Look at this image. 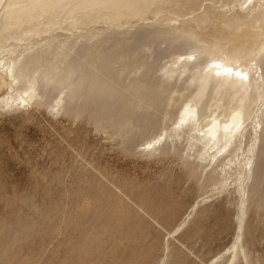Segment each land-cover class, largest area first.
Instances as JSON below:
<instances>
[{
  "label": "bare ground",
  "instance_id": "6f19581e",
  "mask_svg": "<svg viewBox=\"0 0 264 264\" xmlns=\"http://www.w3.org/2000/svg\"><path fill=\"white\" fill-rule=\"evenodd\" d=\"M2 2L0 0V51L2 53L4 50L8 51V54L1 58L0 64L7 76H11L8 77L9 80L11 79V83L8 81L10 83L8 84L12 85L10 86L12 88L0 98V108H6V106L18 108L22 103L36 104L46 106L50 110H62L75 117L87 111L93 118L91 121L94 120V125L97 127L113 128L116 133L122 131L119 132V134L122 133L121 135H117L121 136L119 140L127 151L132 150V146L135 147L134 144L141 138L144 141L149 139L144 144L146 148L141 149L143 152L148 151L154 143L148 151L149 154L154 152L178 154L177 156L184 159L187 175L190 177L197 176L200 179L208 166L211 168L204 174L207 182L213 180L215 182L219 179V175L224 173L225 177L222 176L221 182L227 184L231 179L232 192L239 195H237L239 199L235 202L237 205L236 236L230 248L228 263L237 264L242 256L248 264H255L246 251L242 237L246 213L250 206L247 202L258 197L256 207H264L262 180L264 173V0H4ZM35 35L40 36L34 39ZM22 37L26 45L18 47L16 42L21 41ZM11 40H13L12 43ZM3 84L0 80V88L4 86ZM178 103L179 106L174 111L173 108ZM171 117L175 118L174 126H171L173 123L168 124ZM196 130L198 133L192 134V131L197 132ZM186 131L189 135L185 134V136L189 138L186 137L185 140L187 139L190 143L194 139V142L189 144L188 150L194 149L192 145L198 147L194 149L195 152L193 150L194 153L186 150L188 152L184 154L183 149L180 150L177 146V138L180 135L182 138L185 137L183 133ZM156 133L159 135L155 136ZM161 141L162 144H160ZM133 150L130 152L135 151ZM191 156L195 158L192 161ZM159 201L161 200L157 203H160ZM167 204L169 205V201ZM149 205H146L147 208L150 207ZM195 207L196 205L192 209L195 210ZM166 210L168 212L170 209ZM69 211L71 209L64 213L66 218ZM106 211L110 212V209ZM119 212L120 210L117 216L120 215ZM61 213L59 212L60 217L63 215ZM135 216L133 214L132 219ZM69 217L71 219V216ZM97 217H99L98 214H92L89 220ZM187 217L175 231L180 230L186 223ZM126 219L129 220L127 217ZM74 220L76 221L77 218L75 217ZM48 221L49 219L47 223ZM44 223L45 221L43 225ZM0 224L2 227V222ZM100 224L104 226L106 222ZM89 228L87 227L88 233L90 229H93ZM110 229L105 231V234ZM1 230L0 237L3 233ZM84 230L81 235L87 233V230L86 232ZM15 233L18 232L14 231ZM145 234L147 235L146 232ZM106 235L108 240V236L112 238L113 233H111L112 236L110 232ZM118 236L116 238H119ZM142 236L144 238V234ZM82 237L88 239L85 234ZM51 238L53 240V237ZM68 240H70L69 236ZM58 241H53V244ZM63 241L67 244L66 240L63 239ZM139 242V244L143 243ZM24 244L30 246L31 243ZM95 245L98 244L95 242ZM32 247L35 248L33 245ZM136 247L133 250L137 249ZM132 248L128 250L129 253ZM38 249L41 250L40 247ZM10 250L8 252L6 249L3 252L0 249V264H23L24 262L19 259L20 249L15 252ZM82 250L79 252L83 253ZM103 250L102 247L100 251L103 252ZM133 250V253L136 252ZM79 252L78 255H82ZM122 252L120 249V253ZM37 253L34 254L40 256V253ZM67 253L69 257L70 252L67 251ZM85 255L82 256L87 258ZM130 255L131 253L128 256ZM116 256L126 264L120 255V257ZM22 257L24 258V255ZM93 258L90 260L89 257L90 262ZM28 260L32 259L28 258ZM36 261H38L37 258ZM78 261L82 263V260ZM27 262L29 264V261Z\"/></svg>",
  "mask_w": 264,
  "mask_h": 264
},
{
  "label": "rangeland",
  "instance_id": "374dc122",
  "mask_svg": "<svg viewBox=\"0 0 264 264\" xmlns=\"http://www.w3.org/2000/svg\"><path fill=\"white\" fill-rule=\"evenodd\" d=\"M2 1L4 2V0ZM38 36L40 35H35L34 39L39 38ZM23 38H20L21 41L16 42V45H19L18 47L26 45V43L24 44L25 40ZM7 54L8 51L4 50L3 53L0 51V61ZM2 68L0 64V73L2 72L0 74V80L4 83V86L0 88V98L7 94V91L10 92V88H12L10 87L12 85H9L11 83V79L9 80L11 76H7L5 69ZM178 106L179 103L174 106L173 110L176 111ZM92 119L87 111L75 117L71 114L64 113L62 110H50L46 106L36 104L25 105L22 103L18 108L10 106L0 108V222L3 224L2 227L0 224V230L2 229L1 231L3 232L0 237V242L2 241L0 243V249L3 252L6 249H8V252L10 249V252L19 251L20 249L19 259L21 262H24L23 264H28L27 261H29V264L36 262L38 264L41 262H44L43 264H50L51 260L54 264H74L73 262L79 264L80 261L78 260H82L83 264H89L93 257L95 258H93L90 264H114L115 261V264L117 262H119L118 264H122L123 262L116 255H120L126 264H133L134 262V264H229L230 248L236 236L237 226V205L235 202L239 199L238 193L232 192V180L230 179L227 184L221 182L223 177H225L223 173V175H219V179H216L215 182L214 180L205 181L204 174L210 170V166L203 171L202 178L200 175V179L197 176L190 177L187 175L184 159L177 156L178 154L173 152L162 154L154 151H152L154 152L153 154H149L148 151L154 143L148 148V151L143 152L141 149L146 148L144 144L149 139H145L144 141L141 138L136 142H139L138 144H134V146L136 145L135 147L132 146L133 149L135 148V151L132 149L134 152H130L132 151L131 149L127 151L122 147L123 144L119 140L121 136L118 135H121L122 133L119 134V132L122 131H117L116 133V130L113 128L97 127L94 125V120L93 122L91 121ZM174 119L171 117L168 124L170 123L169 125H171L173 123L171 126H174ZM157 133L155 136L159 135ZM194 133L197 134L198 131H192V134ZM185 134L189 135L187 131L183 133V136ZM180 137H178L180 140L178 138L176 140L180 150L183 149L182 152L184 154H187L189 150L194 153L196 148H198L195 145L191 144L195 150H188L190 148L189 144L194 142V139L189 143L187 139L185 140L187 136ZM162 141L160 144L164 142ZM194 157L191 156L190 160H194ZM262 178L264 182V173L262 174ZM95 196L97 197L94 198ZM122 198L123 200L121 201ZM254 198V201L249 200L247 202L250 206H248L246 213L242 238L251 261L255 264H264V207L257 208L256 200L258 197ZM149 199L150 201H148ZM158 200H161L159 201L160 203H157ZM88 201L89 203L93 202L94 205L93 203L89 204ZM168 201L169 205L167 204ZM151 202L152 204H150ZM124 203L128 204L129 207L127 205L125 206ZM146 205L150 207L147 208ZM195 205L196 209L193 210L192 208ZM72 207L74 208L72 209ZM111 207L114 209V213ZM167 208L168 210L170 209L168 212L166 210ZM70 209L72 212L69 211V213L72 215L68 213V218H66L65 214ZM109 209L110 212L106 211ZM119 210L120 217L117 216ZM136 210L139 211L137 212ZM81 211L82 213H80ZM127 211L132 212L128 213ZM59 212L63 213L61 217ZM76 212L79 214L75 215L74 213ZM51 214L54 216L52 215L51 217ZM92 214H98L99 217L89 220L92 218ZM133 214L134 216L136 214V216L132 219ZM74 215L77 220H74L75 217L73 220L77 223L72 220ZM69 216H71V219H69ZM186 217V223L182 225L180 230L175 231L177 226ZM48 219L49 221L47 223ZM58 219H62V221L60 222ZM82 220L86 221L84 222ZM44 221L47 226L45 223L43 225ZM103 222H106V225L100 226V223ZM51 224L54 225L51 226ZM84 224H88L89 226L84 227ZM54 226H56L55 230ZM87 227L93 228L92 230L89 228L91 233H88L89 230H87ZM83 228L87 230V233L84 234L85 236L87 235L88 239L82 237L84 234L81 235L84 230ZM109 228H111L109 231L110 235L113 233V236L111 235L112 238L108 236V242L106 234L109 232L105 234V231H108ZM53 230L56 231L55 234L57 236L53 234ZM85 230L84 232H86ZM14 231L18 233L14 234ZM28 231L30 232L28 233ZM115 233L117 236L119 235V238H116ZM142 234H144V238L143 236L141 237ZM5 235L7 237L6 239ZM67 235L70 240H68ZM33 236L34 238H32ZM42 237L44 238L42 239ZM51 237H53V240H51ZM63 239L67 241V244L70 241L74 245H71L69 242L70 247H68L69 244L67 246ZM119 239L122 240L120 241ZM86 240L89 241L86 242ZM129 240L136 242L132 245ZM47 241H51L52 243H48ZM53 241L58 242L53 244ZM94 241L98 245H95ZM139 241L143 243L139 244ZM29 242L31 243V247L28 246L29 244H24ZM145 243H149L150 245L148 244V246ZM47 245L48 247H46ZM92 245L97 247H93ZM20 246L22 247L20 248ZM64 246L67 247L65 248ZM39 247L41 250L46 248L45 250L43 249V254L38 249ZM102 247L108 252L107 254H103L105 252L104 250L101 252ZM134 247L138 249V252L137 249H135L136 252H132ZM25 248L29 250L31 248V251ZM36 248L38 249L37 251L35 250ZM131 248L130 253L133 255L128 256L130 254L128 250ZM72 249L75 250L74 253ZM77 249H83L84 251L82 250L83 253H80L81 251L79 250V252ZM110 249L112 251L109 252ZM120 249L123 251L122 253H120ZM28 251L31 254L30 256ZM65 251L66 253L67 251L70 252L71 258L70 255L69 257L67 255L69 253H64ZM21 252L24 253L22 254ZM35 252H39L40 256L34 254ZM78 252L83 256L86 254L85 256L88 259L82 255L79 256ZM101 253L103 255H100ZM23 255L25 260L22 257ZM25 255L27 256L25 257ZM65 255L67 256L63 257ZM33 256H37L38 261ZM39 257L40 259H38ZM41 257H43L42 260ZM111 257L115 259L112 260ZM28 258L32 260H28ZM77 258L79 259L77 260ZM239 259L237 264H248L242 256ZM53 262L51 263L53 264Z\"/></svg>",
  "mask_w": 264,
  "mask_h": 264
}]
</instances>
